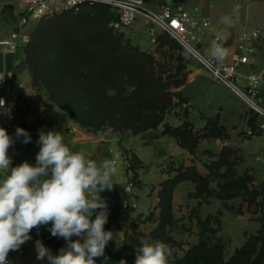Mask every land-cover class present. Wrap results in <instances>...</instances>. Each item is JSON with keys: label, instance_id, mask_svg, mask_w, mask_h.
Masks as SVG:
<instances>
[{"label": "trees", "instance_id": "16d2710c", "mask_svg": "<svg viewBox=\"0 0 264 264\" xmlns=\"http://www.w3.org/2000/svg\"><path fill=\"white\" fill-rule=\"evenodd\" d=\"M43 19L25 47L34 85L36 87L42 81L50 100L66 110L75 122L90 130L109 125L132 129L134 134L158 128L164 122L173 101L168 89L171 82L163 81L155 74L148 52L125 41L123 34L111 27L115 15L109 5L85 3L77 11L68 9ZM171 39L174 46L185 51ZM41 56L44 57L42 64ZM179 58L183 60V56L179 55ZM126 84L133 88L127 89ZM257 119V114L249 118L252 129H256ZM204 128L205 132L200 133L187 120L179 126L165 123L163 133L175 137L191 154L197 152L202 137L230 138L227 129L220 124L219 115L207 118ZM132 158L129 167L134 174L131 178L137 184L135 163L139 159L136 155ZM237 162L239 159L233 148L223 146L218 158L207 165V175L202 174L195 164L181 163L175 168V175L161 183L157 226L150 233L133 231L126 235V249L131 251L130 263L135 264L142 240L150 243L162 241L171 250L174 244H178L169 232L176 223L173 196L178 184L189 180L195 184V191L189 195L206 200L212 195L229 199L239 193L251 194L249 205L261 206V226L226 259L224 243L220 239L212 241L208 235V231L217 230L212 226V219L218 223L221 221L208 215L199 221V242L175 264H264V184L258 190L250 191L249 182L254 177L247 172L239 174ZM223 167L225 169L221 171ZM212 176L219 177L218 189L211 184ZM218 212L222 213L221 210ZM154 216L155 213L151 212L146 220Z\"/></svg>", "mask_w": 264, "mask_h": 264}, {"label": "crops", "instance_id": "0c3cea01", "mask_svg": "<svg viewBox=\"0 0 264 264\" xmlns=\"http://www.w3.org/2000/svg\"><path fill=\"white\" fill-rule=\"evenodd\" d=\"M166 1L148 0L147 5L151 9L159 10ZM180 2L186 9L189 7L195 10L199 9L203 13L199 17L210 21L211 28L201 44L202 49L208 56H211V45L214 41L213 34L222 33L224 36L222 44L228 53L223 59L226 62L233 60V53L236 51L238 37L242 31L264 25V0H180ZM0 4L3 5L0 9V74H11L13 95L23 103V107L14 115L15 125L25 129L31 136L30 143H22L18 156L12 162L11 167H15L25 160L35 165L36 154L40 149V145L37 143L40 132L45 131L46 133L49 130L60 132L64 143L71 151L83 152L86 158L97 161L98 165L102 161H111L117 169L116 174L112 177L113 187L111 190L105 189L100 193L108 205V220L104 228L106 231L113 233V239L106 245L104 255H110L118 261L131 264V251L126 249V235L133 233V231L148 233L157 225L158 220L156 222L153 219L146 220V217L151 212L155 213V217L160 213L159 191L161 183L170 176L161 171L162 167L166 165L169 157L184 153H187L183 156L187 157L186 165H188V156L191 153L181 147L175 137L164 134L161 125L158 128H150L138 134L128 132L123 135L111 128L90 130L75 122L67 111L50 100L46 93L43 91L38 93L27 61L25 47H20L13 53L3 51L5 41L13 35L18 27L23 6L19 0H6L0 2ZM225 16L230 18V23H222V18ZM250 22L253 23L250 24ZM263 57L264 44L258 40L254 43L251 61L243 65L242 71L248 73L260 70ZM200 72L197 69L192 73L191 81L196 89H193L190 94L193 106L189 119L195 122L194 114L197 112L200 117H198L199 121L196 120L195 124L201 129L205 127L207 118L219 115L220 124L230 134L228 142L226 141L223 144L232 143L242 148L245 159L249 160V164L252 163L250 165L252 171L258 170L264 175L263 170L258 167L255 160L247 155V153L256 154L258 160H264V132L257 134L260 136L257 151L248 152L247 148L243 146L244 139L239 136L242 131H246L249 127L248 110L243 113L241 109H237L231 103L221 104L218 101L219 92L211 90L209 79H205ZM209 74L215 82H218L210 72ZM260 89L262 102L264 103V80ZM1 92H3V89L0 87ZM236 120L239 124H236ZM242 121L246 126L243 130L239 128ZM125 151H129L130 154L134 153L142 160V164L137 168L139 183L135 185L132 192L126 190L127 182L134 173L129 167L130 154L128 155ZM197 168L200 169V166L197 165ZM200 172L203 171L200 170ZM4 175L3 172H0V179ZM185 188L189 192H194L195 184L189 180L178 184L173 197L174 209H176V196L181 189ZM134 203H136V206H134ZM91 219H95V213ZM30 236L31 239L27 241L28 246L24 255L17 257L20 264H48L47 259H36L35 241L38 239L51 250L53 255L58 254L59 249L65 247L67 243L60 237H53L47 241L33 234H30ZM72 239L80 238L73 236ZM104 255L95 258L96 264L103 263Z\"/></svg>", "mask_w": 264, "mask_h": 264}, {"label": "clouds", "instance_id": "9594fccd", "mask_svg": "<svg viewBox=\"0 0 264 264\" xmlns=\"http://www.w3.org/2000/svg\"><path fill=\"white\" fill-rule=\"evenodd\" d=\"M225 16L222 23H230ZM218 34L211 45V56L223 60L227 49ZM184 55H190L188 49ZM5 100L0 98V108ZM8 111V110H6ZM15 138L22 143L31 142L30 134L17 127ZM14 139L0 127V264H9L10 251L18 250L31 239L36 228L51 223L53 237L67 243L53 255L41 240L35 241L36 259H47L48 264H96L95 258L104 255L113 233L106 231L108 205L100 193L113 187L116 167L111 161L97 163L83 152H73L64 143L60 132L41 131L37 143L35 165L24 161L11 167L9 149ZM95 213V219H91ZM80 239L73 240L72 237ZM170 247L162 241H141L135 264H168ZM120 264H126L121 261Z\"/></svg>", "mask_w": 264, "mask_h": 264}, {"label": "rangeland", "instance_id": "374dc122", "mask_svg": "<svg viewBox=\"0 0 264 264\" xmlns=\"http://www.w3.org/2000/svg\"><path fill=\"white\" fill-rule=\"evenodd\" d=\"M2 7L3 5L0 4V9H2ZM187 9L194 15L201 16L203 14L199 9L195 10L190 7ZM44 20L46 19H43L42 21ZM40 21L39 23L41 24L42 21ZM39 23L37 26L40 25ZM252 23L253 22H250V24ZM118 33L123 34L125 41H129L133 45L139 47L142 51L148 52L152 57L150 63L155 74L159 75L163 81L171 82L168 89L172 93L173 101L171 109L165 115L164 122L160 124L163 126V130L165 123H169L172 126H179L187 120L191 121L189 117L191 116L190 114L193 104L191 102L192 96H190V94L193 92V89H196L191 79L192 73L197 69L201 71L200 73H202L205 79H209L212 88L211 90L219 92L218 101H220L221 104L226 102L229 104L231 103V105H234L237 109H241L243 113H246V110H248V118L255 116V113L249 108V106L247 104L245 105V103L230 88L224 84H219L220 82H215L211 78L209 70L203 66L202 63L196 60L191 54L186 57L184 55L185 51L182 50L183 52H181V49H179L178 46H174L175 43L168 35L163 33L160 29L148 25L143 18H140L133 27L128 28L125 31H119ZM200 48L202 47L200 46ZM179 55L183 56V60H180ZM43 59L44 57L41 56L40 64H42ZM177 81L180 82L177 83ZM126 85L127 86L125 87L127 89L131 90L133 88L129 86V84ZM36 87L38 91H43L48 95L46 91L47 88L42 81H39ZM261 105L264 107L262 101ZM194 115L195 122L196 120L199 121V114L195 112ZM236 121V124H239L238 120ZM191 122L194 130H198L200 133L205 132V128L199 129L195 122ZM248 125L249 127L247 130L242 131L239 136L244 139L243 146L247 148V151L255 152L257 151L260 142V136L257 134L263 133L264 130H257L256 123V129H253L254 132L250 134L248 133V129L251 128V125L249 123ZM104 128H111L114 131L121 132L123 135H126L128 132L133 133L132 129L128 128H117L109 125ZM239 128L241 130L246 128L243 121L240 122ZM228 139L229 138L226 139L223 137H202L197 152L188 156V165H199V171L201 170L203 171L201 172L202 174L207 175L209 174L207 165L218 158V154L223 146H230L234 150V155L237 154V159H239V162H237L236 165V170L239 174L246 172L250 173L254 177L253 181L249 182L250 191L258 190L259 187L264 184V175L258 170L252 171V168L250 167L252 163L249 164V160L245 159L242 148L235 146L232 143L223 144ZM127 154L129 155L130 152L127 151ZM184 154L187 155V153ZM184 154L169 157L166 161V165L162 167L161 171H164L168 176L175 175V168L181 163L186 165L187 157L183 156ZM134 155V153L130 154L129 158L134 157ZM247 155L252 157V160H255V163L264 173V160H258L256 154L251 155L247 153ZM132 160L135 162L134 158H132ZM140 164H142V160L139 159L135 165H137L138 168ZM224 169L225 167L221 168V171H224ZM218 180L219 177L212 176L211 184L216 189H218ZM189 193L190 192L185 188L181 189L176 196V209H174L176 223L175 226L169 228V232L178 244L173 245L171 255L168 257V264H175L179 258L186 254L187 250L199 242V221L205 219L208 215L218 217L221 221V223H218L216 219H212V226L217 228V230L215 232L208 231V235L212 241L220 239L221 242L224 243V255L226 259L231 257L238 247L242 246L244 239L246 240L251 234H255L261 226V206H257L256 203L251 206L249 205L248 200L251 199L249 198L252 197L251 194L245 195L244 193H239L229 199L218 198L215 195H212L206 200L201 197L190 196ZM219 210H221L222 213H219ZM158 215L153 218L155 222L158 220ZM49 226L51 225L48 224V227Z\"/></svg>", "mask_w": 264, "mask_h": 264}, {"label": "built area", "instance_id": "2783aa9c", "mask_svg": "<svg viewBox=\"0 0 264 264\" xmlns=\"http://www.w3.org/2000/svg\"><path fill=\"white\" fill-rule=\"evenodd\" d=\"M6 0H0V2ZM22 3L23 11L18 27L13 35L4 43L3 51L13 53L20 47H26L31 41V36L40 20L55 14L62 13L68 9L79 10L85 3H105L111 7L115 19L111 27L115 31H125L133 27L140 18L153 28L160 29L163 33L173 38L185 50L202 63L212 77L230 88L238 95L249 108L258 115L257 130H264V107L261 105V84L264 80V57L262 68L258 71L244 73L243 65L251 61L254 52V43L261 41L264 44V26L248 28L241 32L238 37L236 51L233 53V60L226 62L208 56L202 48L206 33L211 28V23L194 15L182 6L180 0H167L159 10L151 9L147 5L148 0H19ZM218 34L214 33V40ZM222 43V41H220ZM0 87L3 92L0 98L5 100L4 108H0V127H4L8 134L13 137L14 144L9 149L12 162L17 158L18 151L22 145V139L15 138L16 125L14 115L23 107L22 101L13 95V82L10 73L0 74ZM8 110V111H6ZM252 128L248 133L252 134ZM135 182L130 178L126 190L132 192ZM136 206V203H134ZM50 224V223H49ZM51 226L34 228L30 234L43 240H51L49 229ZM28 242H25L18 250L10 251L8 255L9 264H20L17 257L23 256ZM110 255H104L102 264H120Z\"/></svg>", "mask_w": 264, "mask_h": 264}]
</instances>
